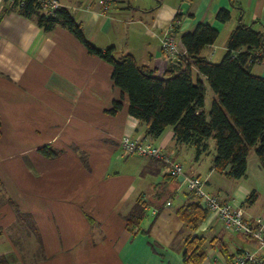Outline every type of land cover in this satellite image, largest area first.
Here are the masks:
<instances>
[{"label": "crops", "instance_id": "0c3cea01", "mask_svg": "<svg viewBox=\"0 0 264 264\" xmlns=\"http://www.w3.org/2000/svg\"><path fill=\"white\" fill-rule=\"evenodd\" d=\"M57 1L94 45L114 46L115 57L130 53L157 75L179 63L161 51L169 26L179 42L198 22L215 26L217 39L200 52L215 63L239 21L264 26V0ZM220 8L229 11L224 22L215 17ZM111 70L66 27L44 30L34 16L0 0V264H184L186 238L194 236L204 238L200 264H224L243 250L259 254L255 239L227 229L203 200L169 177L166 163L125 154L119 140L128 135L157 146L184 172L204 178L209 194L245 216L264 217V165L255 147L245 174L232 178L213 168L212 138L197 154L192 143L175 139L172 126L148 134L145 122L128 113ZM251 70L264 76L261 64ZM192 75L203 82L207 112L206 97L210 107L216 94L194 66ZM115 99L122 107L109 113ZM43 145L57 154L44 155ZM140 197L141 215L128 224ZM189 203L205 208L194 225L177 212Z\"/></svg>", "mask_w": 264, "mask_h": 264}, {"label": "trees", "instance_id": "16d2710c", "mask_svg": "<svg viewBox=\"0 0 264 264\" xmlns=\"http://www.w3.org/2000/svg\"><path fill=\"white\" fill-rule=\"evenodd\" d=\"M6 2L24 15L34 16L44 30H51L56 25L66 27L85 45L88 53L110 63L114 85L128 98V113L145 122L148 134L159 136L167 126H172L175 139L192 143L197 154L206 148L205 140L212 138L215 142L213 168L232 178L245 174L250 147H255V153L264 165V76L252 72L247 64L253 51L259 50L260 57L264 56V26L254 29L251 24L239 21L227 38L225 54L215 63L200 52L204 46L215 42L219 31L208 22H198L180 36L185 56L179 58L178 64L157 75L154 68L139 65L130 53L115 57L114 46L100 48L94 45L64 6L47 13L41 0ZM215 17L224 22L229 19V11L220 8ZM193 66L206 76L216 94L207 112L203 109L204 85L199 78L193 77ZM121 107L122 101L115 99L107 111L116 113ZM39 151L49 157L57 154V150L49 145L41 146ZM252 195L254 193L250 197ZM140 199L133 207L131 217L126 219L128 224L141 215L144 203ZM177 212L185 222L194 225L204 217L205 208L198 203H189L179 206ZM203 239L202 236L186 238L184 264L203 261L206 256Z\"/></svg>", "mask_w": 264, "mask_h": 264}, {"label": "built area", "instance_id": "2783aa9c", "mask_svg": "<svg viewBox=\"0 0 264 264\" xmlns=\"http://www.w3.org/2000/svg\"><path fill=\"white\" fill-rule=\"evenodd\" d=\"M111 0H99L106 6ZM13 2V0H9ZM42 8L45 12L51 13L53 9L60 6L57 0H41ZM161 51L179 60L185 56V49L176 39L172 27H168L161 39ZM260 51H253L247 64H261L264 66V56L260 57ZM235 53H233V56ZM119 146L125 154H140L156 158L167 164V173L173 178L182 176L181 182L188 192H192L197 198L204 201L206 207L216 214L223 222L224 226L232 231L242 233L256 240L258 252L243 250L234 254L224 264H264V217L261 215L245 216L241 208H236L232 204L222 202L216 195L209 194L205 190V180L199 175L186 173L182 165L163 153L157 146L148 142H143L128 135H123L119 140ZM170 202H167L169 204Z\"/></svg>", "mask_w": 264, "mask_h": 264}, {"label": "water", "instance_id": "95a60500", "mask_svg": "<svg viewBox=\"0 0 264 264\" xmlns=\"http://www.w3.org/2000/svg\"><path fill=\"white\" fill-rule=\"evenodd\" d=\"M187 5H188L187 2H185V1L181 2L180 8H181L182 13H185V11L187 9ZM177 179L181 181L182 176L177 177Z\"/></svg>", "mask_w": 264, "mask_h": 264}, {"label": "rangeland", "instance_id": "374dc122", "mask_svg": "<svg viewBox=\"0 0 264 264\" xmlns=\"http://www.w3.org/2000/svg\"><path fill=\"white\" fill-rule=\"evenodd\" d=\"M246 21H248V18L246 19ZM209 97L207 96L206 97V109H209ZM254 149L253 148H250V151L252 152ZM131 155V154H130ZM136 155H139V154H136ZM145 156V155H144ZM150 157V156H149ZM136 158V157H135ZM185 187V186H184Z\"/></svg>", "mask_w": 264, "mask_h": 264}]
</instances>
